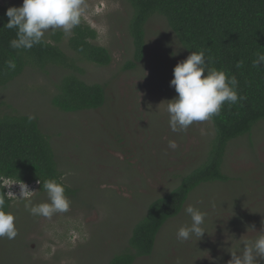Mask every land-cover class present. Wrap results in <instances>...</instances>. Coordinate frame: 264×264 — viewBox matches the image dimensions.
I'll list each match as a JSON object with an SVG mask.
<instances>
[{
  "label": "rangeland",
  "instance_id": "1",
  "mask_svg": "<svg viewBox=\"0 0 264 264\" xmlns=\"http://www.w3.org/2000/svg\"><path fill=\"white\" fill-rule=\"evenodd\" d=\"M6 7L22 0H0ZM127 0H84L82 21L94 28L96 44L111 53V63L99 66L80 59L67 45L62 30L59 45L82 69L87 83L105 86L99 109L63 112L51 103L65 73L61 66L27 64L22 73L0 86V115L13 113L38 120L49 138L63 181L75 190L67 196L69 210L50 219L33 216L24 202L12 198L9 212L18 235L0 238V264H107L126 250L136 223L149 204L168 194L181 178L202 166L214 142L211 121L194 122L173 132L165 111L176 93L170 87L173 67L188 54L161 16L146 24L145 55L135 68L125 64L133 54ZM52 31L44 38L53 42ZM177 51V55H171ZM175 142V148L169 142ZM222 172L228 181L200 184L181 212L159 231L153 253L133 264H227L228 250L238 239L252 237L264 223V120L248 135L227 143ZM11 184V183H10ZM12 191L15 183L5 184ZM34 189L33 204L45 202ZM193 205L207 214L203 239L180 242L179 227L190 224L183 209ZM249 229V230H248ZM259 264H264L260 261Z\"/></svg>",
  "mask_w": 264,
  "mask_h": 264
},
{
  "label": "trees",
  "instance_id": "2",
  "mask_svg": "<svg viewBox=\"0 0 264 264\" xmlns=\"http://www.w3.org/2000/svg\"><path fill=\"white\" fill-rule=\"evenodd\" d=\"M127 1L132 8L128 32L133 54L125 68H135L143 60L146 24L152 16H161L178 42L188 47L184 48L188 55L191 51H204L210 68L236 77L238 95L246 99L232 105L225 103L220 114L210 119L215 137L207 161L184 175L168 194L149 204L146 216L133 227L126 250L114 255L107 264H133L138 258L150 256L159 231L168 219L181 212L196 187L205 182L229 180L222 172L227 143L250 134L254 125L264 120V65L253 67L256 56L264 54V0ZM7 8L0 4V86L21 74L27 64L37 67L53 64L69 70L51 98L54 107L69 113L102 107L106 102L105 86L80 78L82 69L59 45L61 31H52L53 42L44 38L41 44L28 50L9 46L16 30L4 27L8 20ZM96 38V30L81 17V23L71 30L67 45L80 59L108 66L111 53L93 42ZM9 60L15 62L14 70L8 68ZM238 61L243 62L242 67H236ZM29 117L13 113L0 115V195L5 197V211L9 210L12 198L7 196L2 178L17 183L37 182L38 193L45 192V180L55 179L64 185L66 196L75 193L62 179L49 138L38 120Z\"/></svg>",
  "mask_w": 264,
  "mask_h": 264
},
{
  "label": "clouds",
  "instance_id": "3",
  "mask_svg": "<svg viewBox=\"0 0 264 264\" xmlns=\"http://www.w3.org/2000/svg\"><path fill=\"white\" fill-rule=\"evenodd\" d=\"M83 5L84 0H22L20 6L8 7L5 10L8 20L4 27L16 30V37L9 41V46L16 50H28L41 44L46 32L60 29L64 34H70L81 23ZM176 47L188 48L183 43L176 44ZM177 54V51L171 53ZM261 65H264V54H258L253 60V67ZM7 66L12 70L16 67L12 60L7 61ZM242 66L243 62L238 61L236 67ZM238 83L234 75L229 76L223 70L210 68L204 51H191L173 67V76L169 81L176 93L165 105L170 129L173 132L185 131L194 122H205L218 116L225 103L232 105L246 99L238 95ZM169 146L175 148L177 145L170 141ZM2 182L4 186L6 183H17L9 178H2ZM17 184L20 195L16 197L24 202V207L31 215L50 219L54 214L69 210L70 201L65 195L64 185L57 180L43 182L47 200L38 204H33L31 199L35 194L34 189L37 190V182ZM26 184L32 185L33 191ZM8 193L13 194L11 191ZM183 211L190 218V224L177 229L176 239L180 242L194 240L196 243L208 233L205 227L207 214L193 205H187ZM14 220V215L5 211V197L0 195V238H16L18 231ZM249 229L256 234L248 238L245 235L234 238L238 243L235 248H229L231 258L227 264H259L264 261V223L260 231L254 227Z\"/></svg>",
  "mask_w": 264,
  "mask_h": 264
},
{
  "label": "built area",
  "instance_id": "4",
  "mask_svg": "<svg viewBox=\"0 0 264 264\" xmlns=\"http://www.w3.org/2000/svg\"><path fill=\"white\" fill-rule=\"evenodd\" d=\"M28 186V189L33 191V186L30 184H26ZM13 194L8 193L7 191V196L10 198H15L16 196L20 195V188H19V184L15 183V186L13 187V190L11 191ZM15 195V196H14Z\"/></svg>",
  "mask_w": 264,
  "mask_h": 264
}]
</instances>
